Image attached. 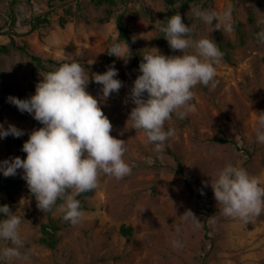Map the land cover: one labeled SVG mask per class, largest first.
<instances>
[{
  "label": "rangeland",
  "instance_id": "374dc122",
  "mask_svg": "<svg viewBox=\"0 0 264 264\" xmlns=\"http://www.w3.org/2000/svg\"><path fill=\"white\" fill-rule=\"evenodd\" d=\"M179 5L171 6L165 0H117L110 19L101 21L107 5L96 6L89 0H0V44L14 35L47 68L37 69L23 50L0 53V70L12 86L8 97L30 98L45 73L78 62L90 76L86 91L99 101L101 86L91 82V75L114 65L123 86L118 94L99 102L113 125L110 134L125 140L123 158L132 167L131 175L120 180L102 174L96 189L77 197L87 204L82 209L85 218L77 225L64 221L57 207L41 211L22 178L23 170L18 169L13 176L17 185L0 191V200L22 218L24 246L20 252L28 258L5 260L0 256V264H264V213L247 224L223 216L210 185L211 177L229 163L264 182V143L256 139L257 116L264 112V43L257 40V33L264 30L260 23L264 21V0L189 1L182 20L192 28V39L209 34L222 54L223 50L228 54L215 65L218 86L211 90L199 84L192 89L195 111L184 119L173 114L166 122L165 130L174 128L175 136L166 141L163 152H155L143 131L136 132L130 128L132 122H127L135 106L129 92L140 72L132 55L125 63L108 54L118 34L115 17L123 13L141 54L157 48L165 56L182 55L170 49L160 31L164 26L160 12ZM229 5L233 9L232 33L211 31L212 26L191 12L199 8L222 14ZM45 13L49 22L31 29L32 17ZM2 88L0 81V125L22 129L26 141L42 125L8 99L2 100ZM223 136L235 144L219 141ZM16 156L25 158L17 143L10 136L0 138V161ZM60 203L58 200L57 206ZM187 209L199 219V227L183 219ZM49 217L59 227L54 247L40 241L41 225ZM122 226L131 230L124 233ZM174 240L182 246L174 248ZM6 245L11 246L0 240V249Z\"/></svg>",
  "mask_w": 264,
  "mask_h": 264
},
{
  "label": "clouds",
  "instance_id": "9594fccd",
  "mask_svg": "<svg viewBox=\"0 0 264 264\" xmlns=\"http://www.w3.org/2000/svg\"><path fill=\"white\" fill-rule=\"evenodd\" d=\"M232 11L231 5L222 14L191 9L194 17L212 26L211 31L226 33L235 30ZM160 31L170 49L179 50L182 55L165 56L157 48L141 54L140 74L129 92L135 106L127 120L132 122L130 128L143 131L157 153L163 152L166 141L175 136L174 128L165 130L173 114L177 119H184L195 111L191 103L195 95L192 89L199 84L210 86L211 90L218 86L215 65L223 55L209 34L192 39V28L180 14L168 17ZM257 40L264 43V30L257 33ZM108 54L125 63L132 55L124 40L114 41ZM117 77L114 65L103 73L91 75V82L101 86L99 101L106 102L113 93H119L123 82ZM89 83L90 76L84 67L78 62H69L45 73L30 98H7L19 111L32 115L42 127L34 129L23 143L26 158L16 156L0 161V172L11 177L22 169V178L35 196L37 207L44 213L57 207L63 220L72 225L85 218L77 197L96 189L102 174L120 180L132 173V167L123 158L127 151L125 140L110 134L113 125L98 98L86 91ZM23 134L15 125L10 124L6 129L0 125V138H19ZM256 139L264 143V112L257 116ZM210 185L223 216L247 224L264 213V182L250 176L245 168L229 163L211 177ZM58 200L62 203L57 206ZM0 214L4 217L0 219V240L11 245L0 249V256L5 260L27 259L20 252L24 246L20 235L22 218L6 204L0 206ZM181 216L199 227V219L190 209ZM171 243L174 248L182 246L180 241Z\"/></svg>",
  "mask_w": 264,
  "mask_h": 264
},
{
  "label": "trees",
  "instance_id": "16d2710c",
  "mask_svg": "<svg viewBox=\"0 0 264 264\" xmlns=\"http://www.w3.org/2000/svg\"><path fill=\"white\" fill-rule=\"evenodd\" d=\"M49 1H52V0H49ZM89 1H91L96 6H100L103 4L107 5L105 8V15L100 18L101 21H107L110 19V17L114 13V6L117 4V0H89ZM165 1L171 6H173L175 2H180V5H179V8L172 7L167 12H160V16L163 17L164 21H166V19L168 17H170L171 15H175V14H180L181 17H184L183 9L188 5L189 1H191V0H165ZM49 4H50V2H49ZM49 19H50V17L47 13L43 14L42 16H40V15L33 16L31 19V22H30L31 29L37 28L40 25H44V24L48 23ZM164 21H163V24H164ZM115 22H116V25L118 28V34H117V37L113 40V42L117 41V40L118 41L124 40L128 43V45L131 49V52H132V63H133V65H135L139 69V64L142 60V55L140 53V50L137 48V46L133 42L130 30L123 20V13L122 12H120L116 15ZM64 23H65V18L61 17L60 18V24L64 25ZM9 37H10V41L8 43L0 44V53L7 54L10 52L11 49L23 50L30 57L31 63H33L37 69H39V70H46L47 69L46 66L44 65V63L42 62L41 57L29 52L27 50V47L24 44H18L15 40L16 38L14 37V35L11 34V35H9ZM223 54L225 55V57H228L227 52H225L224 50H223ZM47 62H54V60L48 59ZM0 81L3 82L2 100H6L8 98V95L10 93L12 86L8 85L6 83L5 75L1 70H0ZM10 137L15 141V143H17L21 155L26 158V153L24 151H22V146H23V143L25 142V140L21 136L19 138H16L13 136H10ZM218 140L221 142H231L232 144H235V142L233 140H231L230 138H228L227 136L220 137ZM177 167L179 169V172H183V168L180 165V163H178ZM16 185H17V181L14 179L13 176L5 177L4 175H0V191H2V190L9 191L13 187H15ZM90 193H91V191L86 192V193H82L81 195H88ZM80 202H81L82 209L87 208V204H86L84 199H81ZM3 205H5V201L0 200V206H3ZM0 215H2V214H0ZM0 217H3V215ZM58 229H59V227L56 224V221L52 217H49L48 221L45 223H42V225H41V231L43 234L40 237L41 243H43L49 247H54L56 242H57L56 231ZM121 230L124 233H128L131 230V227L130 226H127V227L122 226Z\"/></svg>",
  "mask_w": 264,
  "mask_h": 264
}]
</instances>
